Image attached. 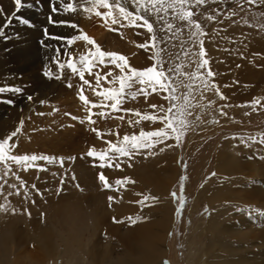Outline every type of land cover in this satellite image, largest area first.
I'll return each mask as SVG.
<instances>
[{"label":"bare ground","instance_id":"1","mask_svg":"<svg viewBox=\"0 0 264 264\" xmlns=\"http://www.w3.org/2000/svg\"><path fill=\"white\" fill-rule=\"evenodd\" d=\"M15 7V0H0V9L3 10L0 13V27L7 22V26L3 30L4 35L0 40V45L5 50L0 54V87L9 85L12 80H16L15 75H12V65L15 63H11L12 60L6 50L16 36L22 37L27 32L25 28L13 27V25L17 26L14 21L16 19L8 23V18L13 14ZM245 45H247L246 50L251 53L264 47L259 42L246 43ZM12 50L13 48L11 52ZM242 53L244 57L248 54L245 50ZM63 55L61 54V57L57 56L51 62L38 67L43 75V81L49 84L55 74L59 73L60 75L62 71L58 67L57 60L61 63L65 62ZM232 63L234 62L226 59L225 63L215 71L223 72L231 67L235 68L238 64L237 60L234 64ZM239 68L234 81L240 79L243 84L239 81L238 84L229 83V78L226 80L228 84L224 83V86H227L226 89L224 87L227 96L231 98V94H234L235 101L245 99L247 92L245 89L247 88H244V85L246 83L254 84L253 80L256 78L261 86L264 81L261 79L264 78V69L260 70L261 72L256 68L253 70L245 63ZM46 72H51L52 75L46 76ZM233 73L235 74L234 71ZM223 77L225 78V76ZM221 79L220 76L217 78V82L219 80V83H222L220 88L223 85ZM47 88L48 86L39 92V94L41 93L40 100L51 98L49 92L47 94L49 90ZM7 93L4 92L3 96L8 98ZM148 99L147 101L151 104L161 105L160 96L154 95ZM141 107L132 110L142 114L158 113L157 109H152L149 106ZM26 110L24 107H10L8 118L1 116L0 137L14 130L17 119L23 116ZM46 112L48 111H45L44 118L48 115ZM49 113L51 115V112ZM113 113V119L106 118L104 120L106 123L103 126V132L101 131L104 134L103 137L97 138L96 134L91 136L90 148L95 147L97 151H101L108 147L105 141L116 142L118 138L122 140L124 135L139 134L141 129L144 131L152 129L151 131H153V127L156 125V122L143 120L138 125H130L129 120L135 121L140 118L133 113H128L126 116ZM119 116H124L125 119L120 120ZM50 118L51 116L48 120ZM45 126L47 130L45 129L44 133H50L47 124ZM51 132L53 131L51 130ZM117 133L119 137L116 135ZM71 134L70 131L66 136L67 139L65 136L60 139L53 132V138L56 141L66 142V146L71 147L73 140ZM22 147L18 152H29L27 143H24ZM53 148L56 147H51L52 150L47 152L51 155L48 156L56 155ZM175 150L173 141L168 139L163 143L156 144L154 148L141 149L130 157L113 159L111 167L103 168L99 166L98 159L86 160L85 156L80 157L76 152L66 155L75 159L67 158L63 169H60L57 164L41 161L42 167L47 168V171L31 169L24 171L20 166L9 162L12 169L8 173L12 180L10 182L19 184L17 189L21 194L19 196L11 191L10 196L6 197L7 207L15 209L14 214L10 215L8 209L0 210V239L3 243V246L0 244V264H4L5 261L9 262L13 256L15 259L10 264L165 263L169 252L166 253L163 242L171 226L173 213L169 193L172 184L180 175L175 163ZM234 151L248 153V158L237 157L236 159L233 156ZM18 152L13 150L12 154L19 155ZM87 152L88 149L81 153L83 155ZM75 153L76 155H74ZM214 156L216 160L214 164L215 182L199 190L195 198V201L206 203L209 209L208 216L204 222L194 223L195 225L191 223L193 225L191 227L192 236L190 235V242L188 241V246L185 249L184 264H264V216L245 208L241 211H233L237 205H264V150L258 145L244 148L236 141H220L214 150ZM116 164H119L120 167L117 168ZM62 173L65 176L63 178L60 176ZM100 173L105 174L109 183L111 180L125 177L131 178L134 183L123 186H116L112 183V188H104L99 181ZM16 176H19L21 181H18ZM73 176L75 179H72ZM59 179L62 181L61 184H59ZM21 182H23V187H21ZM248 182L249 184H247ZM9 184L0 189V193L6 191L8 193ZM24 184L27 185L26 187L29 186L28 192H26ZM31 185H35V190L31 188ZM117 187L118 190H114ZM58 189L60 190L59 194H57ZM12 190L14 191V189ZM110 196L113 197L111 202L108 199ZM144 196L156 199H149L143 205L138 203L143 200ZM231 196L236 205L223 206L224 203L231 201ZM1 198L0 196V205H2ZM27 198L31 199L33 203H27L25 201ZM84 212L89 217V220L84 218L88 221L84 225L90 229L84 227L80 231L77 229L79 225H76L74 217L75 214L79 216ZM24 217L30 219L31 223L27 230L34 237L35 245L32 246L36 252L27 251L31 241L26 242L25 229L18 227L20 223L24 222L21 220ZM80 217L79 220H81ZM128 217L142 219H137V222L133 224L128 220ZM69 218L71 221L65 226L64 220ZM44 220H59L55 223V231H51V227ZM82 222L85 221L82 220ZM9 244L13 245L14 250L7 247ZM12 254L15 255L12 256Z\"/></svg>","mask_w":264,"mask_h":264},{"label":"rangeland","instance_id":"2","mask_svg":"<svg viewBox=\"0 0 264 264\" xmlns=\"http://www.w3.org/2000/svg\"><path fill=\"white\" fill-rule=\"evenodd\" d=\"M122 2L126 7H129L130 10L132 9V0H122ZM67 3H71L76 8V11H65L64 6ZM21 4L22 7L19 11H16V7L14 8L13 14L8 18V21L16 19L14 21L17 23V26L13 25V27L25 28L27 32L22 37L16 36L6 50L12 60L11 63H15V66L12 65V75H15L16 80H12L9 85L4 86L7 88H20L21 91L18 93L8 92V98L4 97L3 93H0V118H8L10 107H24L27 109L26 113L17 119L18 121L14 128V130L17 128L20 129L17 136L13 138V143L15 144L14 152L15 150L18 152V150L23 148L22 146L24 143H27L29 152H18L19 155L37 154L48 156L51 154L47 152L51 147L55 146L56 148H53V151H55L56 154L55 157H63L65 164L68 160L67 158H69L66 155H69V153L72 152L79 153L80 157L85 156L86 160L97 159L87 156V153L82 155L81 152H84V150L87 149L89 151L91 149L89 147L90 138L92 135L96 134L92 129L95 128L101 132L106 122L104 121L105 118H102L99 115L92 116V119L96 121L95 124L88 122L89 112L79 99L80 88L82 85L79 76L72 74L69 69L65 68L64 70H61L62 72H60V75L59 73L55 74L51 83L48 84V82L42 80L43 75L38 67H41L42 64L51 62V60H53V58L55 59L57 56L61 57V54L63 55V53L65 61H67L69 57H75L77 66L81 67L79 63L80 55L87 54L89 50L94 51L93 46L88 45L85 41L81 40H76L71 45L67 44L66 41L73 36L83 33L94 39L103 50L124 55L127 57L131 67L141 70L152 66L154 63V61L149 58L154 54V50L145 51L137 46L148 40L149 34L143 29L112 25L110 20L106 25L100 17L95 15V11L105 12L107 9L97 7L91 12L84 11L86 7H91L90 0H21ZM53 9H55V11H53ZM193 10L197 13L193 18L201 24L203 30L207 33L202 39L204 40V48L207 53L205 58L209 60V64L205 69H201L200 71L206 73L207 69L210 68L212 72L216 73V76L214 75V77L209 79L218 86L219 92L227 99L221 100L220 96L214 91H206L203 96L200 95V92L194 93L195 99L192 100V103L197 104V102H199V106L191 110L192 115L187 117L188 120L191 121L190 126L185 131V135L181 137L179 144H177L175 139H169L170 141H173L176 149L174 157L180 175L172 184L171 192L169 193L171 204L173 206V213L171 226L164 241L166 243L164 244L163 242V245L166 247V253L169 252L165 260L167 261V264L185 263V249L192 236L191 227L200 221L204 222L208 216L209 209L206 206V203L195 201V198L199 190L208 184L215 182V175H213V173H215L214 164L216 161L214 150L218 147L220 141H236L244 148H249L250 145H258L264 150V143H261V140H264V81L261 83V86L256 78L253 80L254 84L248 83V85L246 83L244 85V88H247L245 89L247 90L245 93V99L237 101L233 98L234 94H231V98L227 96L228 94H226L227 91L225 90L227 86H224V83H227L226 80L229 79V83L232 84L242 82L240 79L237 81H234V79H236V72L238 73V70H240L239 67L244 63L253 70L257 69V71H260L264 69V47L261 49L259 48L260 50H256L257 52L253 51L256 53H251L246 50L247 45H245L246 43L259 42L264 46V0H256L255 3H249V0H207L206 4L194 7ZM118 15L119 14L117 13V16ZM209 16H214L215 19H207ZM24 20L28 21V23L25 24L21 22ZM165 21L171 22L174 25L172 31H161V23H156L155 25L157 36L162 37L166 42L163 44L159 43V41L157 42L158 48L166 49L165 52L161 53L166 61L164 67L166 69H175L179 65L182 66V72L195 71L196 64L194 61L197 57L192 54L197 52L199 48L197 45H194L195 38L190 36V33L194 31V28L188 26L186 22L180 21L171 14L165 15ZM6 24L7 22L0 28L4 30L7 26ZM72 24L77 25V27L73 29L68 26ZM109 28H118V31H110ZM137 33L140 34L138 35ZM50 36L62 37L63 39H50ZM19 41H21V43H19ZM12 48L13 50L11 52ZM243 50L248 53L245 57L242 53ZM3 52H5V50L2 49L0 45V54ZM185 52H188L189 55H185ZM226 59L227 61H233L234 63L237 60L238 64L235 68L231 67V69L223 70V72L215 71L216 68H220V65L222 66L225 63ZM259 63H261V65H259ZM97 71L100 72L101 76L109 71L113 73V77L121 74L119 69L111 64H109L108 67L98 65L93 69V73ZM171 75L177 80H183L185 83L189 82L187 76H177L175 72L171 73ZM57 76L60 78L57 79ZM219 76L220 79L222 77L221 82H223L221 88L220 86L222 83H219V80L217 82ZM223 76H225V78ZM113 77H109V79H112ZM85 79H88L91 82L92 87L90 88L87 85H84V95H86L93 103L99 104L102 97L96 96L93 92V88L96 87L95 75H89L85 72ZM195 83L202 88L199 80H196ZM68 84H71L72 87L69 88ZM40 86L41 88H39ZM47 86V89H49L47 94L49 92L51 98H48L49 100H40L39 95L41 93L39 94V92L45 90ZM101 87H119V84L117 82L110 85L104 80H101ZM139 87L140 85L134 84L132 89L128 91H136ZM99 90L100 89H97V91ZM180 91L183 92L185 89L182 88ZM149 92H151L150 89ZM154 95L160 96L161 105H164L165 108L168 107V101H165L162 98L163 94L152 93L147 98L140 95L134 100L129 95L122 101V110L117 111L116 113H119L118 115L126 116L130 112L123 111L124 109H140L139 107L141 106L150 107L152 104L147 100H149L148 98H150V96ZM29 96L32 97L31 100L28 99ZM256 100H259L260 103L253 106V103ZM9 101H11V103H9ZM209 101L213 102L211 106H208ZM105 103L110 104L112 102L105 101ZM221 108L223 109V112L227 113V115L221 114ZM45 111H48L46 112L48 115L44 118ZM91 111L92 113L105 111L109 113L107 119H113L112 117L114 113L111 108H93ZM49 112H51V115ZM158 114L163 115V113ZM54 115L57 116V118H55ZM48 116H51L49 120ZM73 116L78 117V119H72ZM52 119L55 120L53 121ZM81 121H83V123H81ZM46 124L50 131L48 134L47 132L44 133L46 129V126L44 127V125ZM163 126V123L157 121L153 130L159 129ZM14 130H11V132ZM51 130L58 135V138L60 139L62 136H65L67 139L66 136H68L71 131V136L73 138L72 145L70 144L71 147H67L65 144L66 142L56 141V139L53 138V132H51ZM151 130L152 129H149L148 131ZM11 132L0 138L8 136ZM46 135H50V137ZM76 153L74 155H76ZM233 156L236 159L237 157L248 158V153L234 151ZM35 163L42 167L41 161ZM57 165L60 169L64 168L60 167L58 163ZM194 168L195 170H193ZM31 170L37 171L36 168H31ZM4 171L5 165L0 164V176H3ZM63 174L64 173L60 175L62 178L65 177ZM226 176L227 175H225V177ZM227 177L230 178V176ZM19 180L21 181V179ZM116 180L118 179L111 180L110 183L115 185ZM5 181H7V183H5ZM10 181L12 180L9 175L0 179V185H3V187L10 183L8 193L7 191L5 192L6 194L1 192L2 194L0 193V196L2 197L1 204L6 206V209L9 210V214L12 215L15 213V209L7 207L6 200L10 196L11 191L15 194L19 191L17 189L19 184L11 183ZM61 183L62 181L59 179V184ZM247 184H249V182ZM12 185H15L16 187H11ZM26 186L27 185L24 184L25 190L28 192L29 186ZM31 188H33L32 185ZM12 189H14V191ZM33 189L35 190V188ZM173 192L177 194V198H173L171 195ZM181 198L184 201V206L182 211H179L178 214ZM25 201L30 204L33 203L29 198L25 199ZM234 203L235 201L231 196V201L224 203L223 206H235L236 204ZM236 207L233 210L235 212L241 211L245 208L264 216V205L259 206L257 204H247L245 206L237 205ZM77 215L78 214H75V217ZM75 217L74 221H76L77 226L79 225L78 227L76 226L78 230L82 231L84 227L89 228L84 225V223H88L85 219L89 220V217L85 212L84 214ZM79 217L81 220H79ZM21 220L24 222L20 223L18 227L23 230L25 229L27 235H24L23 231L22 234L25 236L26 242L31 241L28 245L29 247L26 246L28 247L27 249H29L27 251L36 252L34 246H32L35 245L34 237L30 235L27 230L31 223L30 219L24 217ZM82 220L85 222H82ZM54 221L44 220V222L51 227V231H55V223L59 220ZM64 221L63 224L67 226L71 219L69 218ZM191 223H193V225ZM187 236H189L188 239ZM1 241L2 240L0 239V244L2 245L3 243H1ZM7 247L10 249L13 248V245L9 244ZM12 250H14V248ZM13 255L15 254H12V256ZM14 259L15 257L13 256L10 258L9 262L5 261L3 263L10 264Z\"/></svg>","mask_w":264,"mask_h":264},{"label":"snow or ice","instance_id":"3","mask_svg":"<svg viewBox=\"0 0 264 264\" xmlns=\"http://www.w3.org/2000/svg\"><path fill=\"white\" fill-rule=\"evenodd\" d=\"M255 2L256 0H249V3ZM90 3L91 7H86L84 11L91 12L97 7L107 9L105 12L95 11V15L100 17L106 25L110 20L112 25L143 29L147 34H149V39L144 43L138 44L137 46L141 49H144L145 51L154 50V54L149 57L154 61V63L152 66L138 70L131 67L127 57L115 52L103 50L94 39L83 33L68 39L66 43L69 45L73 44L76 40H81L85 41L88 45H91L94 48V51L89 50L87 54L80 55L79 63L81 67L77 66L75 57H69V59L63 63L57 60L60 70L67 68L72 74L78 75L80 81H82L79 99L89 112L88 122L91 124L96 123V121L92 119L93 115H99L105 119L109 116V113L105 111L92 113L91 110L93 108H111L113 112L121 111L122 101L129 95L134 100L140 95H143L145 98H147L152 93L163 94L162 98L165 101H168L167 108H165L164 105H150L152 109H157L158 113H163V115H159L158 113L142 114L136 110L124 109L123 111L133 113L135 116L140 118L135 121L129 120L130 125H138L140 121L143 120L152 121L153 123L160 121L164 126L153 131H144L141 129L139 134L124 135L122 140L118 138L116 142L105 141L108 147L101 151H97L95 147L91 148L87 152V156L97 158L100 161V167H111V161L113 159H119V157H130L133 153L139 152L141 149L154 148L156 144L163 143L168 139H175L177 144H179L181 137L185 135V131L191 124V121L188 120L187 117L192 115L191 110L199 106V102H197V104L192 103V100L195 99L194 93L200 92V95L203 96L204 92L206 91H214L220 96L221 100L227 99L222 93L219 92L218 86L209 79L214 77L215 73L212 72L210 68L207 69L206 73L200 71L201 69H205L209 64V60L205 58L207 53L204 48V40L202 39V37L206 36L207 33L203 30L201 24L193 18L197 15L193 8L206 4L207 0H132L133 7L131 10L129 7L124 5L122 0H90ZM15 6L16 11H19L22 7L21 0H15ZM64 10L75 12L76 8L71 3H67L64 6ZM2 11L3 10L0 9V13H2ZM53 11H55V9H53ZM117 13L119 14L118 16ZM166 14L174 15L180 21H184L188 26L194 28V31L190 33V36L195 38L194 45H197L199 48L197 52L192 54L197 57V59L194 61L196 64L195 71L182 72V66L179 65L175 69H166L164 67L166 61L164 60L161 53L165 52L166 49L158 48L157 42L159 41L161 44L166 42L162 37L157 36L155 25L156 23H161V31H172L174 25L171 22L165 21ZM207 19L213 20L215 17L209 16ZM21 22L25 24L28 23L26 20ZM8 23H11V20H9ZM68 26L73 29L77 27L75 24ZM109 30L118 31V28H109ZM137 34L139 35L140 33ZM3 35V29L0 28V36ZM49 38L58 40L63 39L62 37L53 36H50ZM185 55H189V53L185 52ZM109 64L114 65L117 69H119L121 74L119 76L113 77V73L111 71L105 73L103 76H101L100 72L98 71L93 73V69L98 65L108 67ZM85 72H87L89 75H95L96 87L93 88V92L96 96L102 97V100L99 104L93 103L86 95H84L83 86L87 85L90 88L92 87L91 82L88 79H85ZM173 72H175L177 76H187L189 82L185 83L183 80H177L173 77V75H171ZM45 75L51 76L52 73L46 72ZM109 77L113 78L109 79ZM56 78L59 79L60 77L57 76ZM101 80H104L110 85L118 82L119 87L102 88ZM196 80L201 82L202 88L196 85ZM134 84H138L140 87L136 91H128L132 89ZM68 87L71 88L72 85L68 84ZM182 88L185 89V91L181 92L180 89ZM97 89L100 90L97 91ZM149 89L151 92H149ZM20 91V88L0 87V93H18ZM28 99L31 100L32 97L29 96ZM105 101H111L112 103L107 104ZM9 103H11V101H9ZM212 103V101H209L208 106H211ZM259 103L260 101L256 100L254 101L253 106ZM220 111L222 115H227V113L223 112L222 108ZM72 119L75 120L78 119V117L73 116ZM118 119L124 120L125 117L119 116ZM81 123H83V121H81ZM19 131L20 129L17 128L8 136L0 138V164L5 165V171L3 176H0V179H3L8 175L9 172L12 171L11 167L9 166V162H11V164L20 166L24 171H28L31 168H36L37 171L48 170L47 168L38 166L35 163L37 161H45L48 164L58 163L60 167H64L65 160L63 157L58 158L55 156L37 154H12L15 148L13 138L17 136ZM92 131L96 132L97 138H102L104 135L95 128H93ZM116 135L119 137L118 133ZM261 143H264V140H261ZM68 159L73 160L75 158L69 157ZM116 167L119 168L120 165L116 164ZM13 175H15V173H13ZM213 175H215V173H213ZM16 179L19 180L20 177L16 176ZM72 179H75V177L73 176ZM99 181L102 183L104 188L113 187V185L109 183V180L104 173L99 174ZM5 183H7V181H5ZM129 183H134V181L128 177H125L123 180L118 179L115 181L116 186H123ZM21 186H23V182H21ZM12 187L16 186L12 185ZM32 187L35 188V185H32ZM2 188L3 185H0V189ZM114 190H118V187ZM59 191L60 190L58 189L57 194H59ZM19 194V191H17L16 195ZM171 195L173 198H177V194L175 192H173ZM108 199L111 202L113 197L110 196ZM149 199L154 200L156 198L144 196L143 200L138 201V203L143 205ZM183 206L184 201L181 198L178 214L179 211H182ZM0 210L7 209L4 205H0ZM137 219L142 218L128 217V220L133 224L137 222ZM165 264H167V261Z\"/></svg>","mask_w":264,"mask_h":264}]
</instances>
